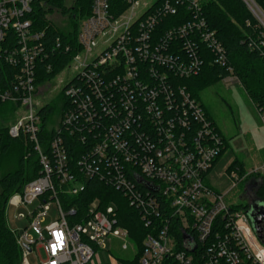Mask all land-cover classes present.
I'll list each match as a JSON object with an SVG mask.
<instances>
[{
    "label": "built area",
    "instance_id": "obj_1",
    "mask_svg": "<svg viewBox=\"0 0 264 264\" xmlns=\"http://www.w3.org/2000/svg\"><path fill=\"white\" fill-rule=\"evenodd\" d=\"M124 1L127 8L116 14L110 0H92V12L80 22L76 44L58 36L50 52L46 32L35 30L28 17L32 0H0V66L12 68L5 87L0 79V102L26 110L9 125V134L24 135L41 163L40 175L12 195L6 207L7 216L10 206L28 208L40 201L27 212L29 227L12 229L23 250V264H29L27 256L38 241L47 256L39 264H88L95 249L107 248L111 237L122 240L123 250L132 246L139 253L119 225L114 204L101 209L96 199L84 220L69 223L76 211L63 209L59 193L79 194L92 177L121 191L145 225H152L153 233L144 238L135 264H264V219L258 232L249 208L237 209L225 201L228 192L254 171L242 174L238 167L232 169L233 183L225 193L205 181L225 148V138L182 80L199 74L204 47L212 63L227 66L228 58L202 16L201 0H151L143 5L141 0ZM245 1L264 36V8L255 0ZM181 9L190 17L162 26L159 32L162 20ZM53 15L50 19L67 31L68 25L61 28ZM55 50L72 54L68 65L76 75L62 91L67 105L59 123L48 124L55 132L45 144L40 139L43 106L35 96L49 82L38 84V79L41 69L52 71L50 56ZM258 111L264 125V110ZM76 139L84 146L72 162L66 140ZM255 171L264 174V165ZM263 184L264 176L253 178L246 191L256 198ZM50 200L56 202L59 217L43 226Z\"/></svg>",
    "mask_w": 264,
    "mask_h": 264
},
{
    "label": "trees",
    "instance_id": "obj_2",
    "mask_svg": "<svg viewBox=\"0 0 264 264\" xmlns=\"http://www.w3.org/2000/svg\"><path fill=\"white\" fill-rule=\"evenodd\" d=\"M255 1L264 8V0ZM110 3L111 11L116 14L127 8L124 0H110ZM201 7L202 16L205 17L209 28L215 31L216 37L226 50L228 64L221 66L212 63L213 57L204 47L202 58L205 60L201 71L197 75L183 79L182 83L188 86L192 96L199 101L204 89L232 74L238 78L257 109L264 110V36L261 24L250 11L245 0H201ZM31 8L28 17L32 19L35 30L46 32L45 39L48 42V50L51 52L58 36L62 37L65 43L76 44L80 22L92 12V0H74L70 6L66 5V0H32ZM55 12L68 18L67 31L60 29L50 19ZM188 17H190L189 12L181 9L178 15H170L163 19L158 26V31L160 32V28L169 23H182ZM192 18H194L193 12ZM9 39L14 41L15 38L10 34ZM71 55V53L60 50L51 53L50 57L54 62L53 69L50 72L44 68L41 69L38 84L51 81L62 72L69 64ZM228 67H231L233 72ZM11 71L9 64L3 63L0 66V79L3 80V87L8 83ZM57 99L62 102L61 105L58 106V102L53 101L43 106L39 112L42 115L40 139L44 140L45 144L55 132L54 129L48 127L50 120L57 114L61 115L67 105V98L63 92ZM11 109L15 110V105L0 102V113L11 111ZM206 114L208 115L207 112ZM8 115L11 116L9 113ZM9 127L6 125L0 129V264H23V250L18 244L17 236L8 225L6 207L12 195L21 193L29 181L40 175L41 163L39 155L33 151L31 142L24 135L18 138L12 137L9 134ZM66 141L73 162L80 156L84 144L77 139ZM226 149L225 141V148L219 158ZM237 167L242 174L245 173L243 166L237 160L231 162L226 171L230 172ZM85 183L86 189L79 194L59 193L63 209L68 212L73 208L76 211L69 216V223L84 220L87 217L89 206L96 199H99L101 209L114 204L119 225L128 231L130 238L139 249L135 261L124 260L123 262L124 264H135L142 250L144 238L153 233L152 225H145L139 210L132 206L128 198L113 185L97 177H92ZM256 198L264 200V184L257 190ZM246 208L249 207L246 206ZM165 217L167 219L169 215L165 214ZM156 224H161L160 218H156ZM174 225H177V221H173ZM175 234L177 240L182 242V233L176 229Z\"/></svg>",
    "mask_w": 264,
    "mask_h": 264
},
{
    "label": "rangeland",
    "instance_id": "obj_3",
    "mask_svg": "<svg viewBox=\"0 0 264 264\" xmlns=\"http://www.w3.org/2000/svg\"><path fill=\"white\" fill-rule=\"evenodd\" d=\"M74 0H66V5L70 6ZM151 0H141V4ZM142 5L138 10H141ZM52 19L61 27L66 28L69 24L68 18L54 14ZM76 75V71L71 65H68L55 76L46 85L42 86L41 91L35 96V101L41 106H45L53 101L61 105L57 97L66 85ZM231 78V77H230ZM199 102L203 105L209 117L222 133L227 143V149L223 155L216 161L210 175H206L205 180L209 181V185L219 193L229 191L233 179L229 177V172L226 171L231 162L237 160L245 170V173L253 172V175L247 180L238 183L236 187L228 192L225 196V201L228 205L234 208L249 207L250 198L246 191V184L253 178L263 177L264 174L255 170L264 165V125L261 121L259 111L252 101L246 90L242 87L237 77L232 76L231 79H224L215 83L212 86L204 89L199 98ZM11 114V116L8 115ZM24 108L0 113V129L3 126L12 124L15 119L24 115ZM55 116V115H54ZM59 114L50 120L51 124L59 123ZM51 127H54V125ZM50 127V128H51ZM241 176V174H240ZM210 179V180H209ZM51 201L50 210L45 216L42 225L45 226L56 220L59 217V212L56 202ZM264 203V200L261 201ZM40 203L36 200L27 207L16 208L15 206L8 207L7 222L12 229H27L29 227V219L27 212L34 209ZM19 215V219L15 215ZM33 234V230H29ZM47 236V232H44ZM35 238L38 235L34 234ZM122 240L111 237L107 240V248H97L93 261L89 264H124V260L135 261V250L132 246L128 250L121 248ZM130 244L132 240H129ZM38 241L36 249L29 253L27 260L29 264H39L46 261L47 256L45 249ZM112 257V258H111Z\"/></svg>",
    "mask_w": 264,
    "mask_h": 264
},
{
    "label": "water",
    "instance_id": "obj_4",
    "mask_svg": "<svg viewBox=\"0 0 264 264\" xmlns=\"http://www.w3.org/2000/svg\"><path fill=\"white\" fill-rule=\"evenodd\" d=\"M250 209L248 210L249 217L252 221L253 227L256 231L260 232L259 223L262 222L264 219V203L260 200H255L251 202ZM25 247L30 251L31 248L26 246Z\"/></svg>",
    "mask_w": 264,
    "mask_h": 264
},
{
    "label": "flooded vegetation",
    "instance_id": "obj_5",
    "mask_svg": "<svg viewBox=\"0 0 264 264\" xmlns=\"http://www.w3.org/2000/svg\"><path fill=\"white\" fill-rule=\"evenodd\" d=\"M247 191H248L247 194H248V196H249L251 202H253V201H255V200H259L258 198H252V196L249 195V194H250V189H248ZM260 201H261V200H260ZM251 202H250V204H251ZM250 204H249V206H250ZM249 209H250V207H249ZM249 209H248V210H249ZM248 215H249V214H248Z\"/></svg>",
    "mask_w": 264,
    "mask_h": 264
},
{
    "label": "crops",
    "instance_id": "obj_6",
    "mask_svg": "<svg viewBox=\"0 0 264 264\" xmlns=\"http://www.w3.org/2000/svg\"><path fill=\"white\" fill-rule=\"evenodd\" d=\"M214 167V166H213ZM211 171H212V169L210 170V172L208 173V175H210V173H211ZM210 180V179H209ZM206 181V183L209 185V181L208 180H205ZM210 186V185H209ZM98 252V249L96 248L95 249V253H97ZM112 258V257H111ZM94 259V258H93ZM93 261V260H92ZM90 263V262H89ZM88 263V264H89Z\"/></svg>",
    "mask_w": 264,
    "mask_h": 264
}]
</instances>
